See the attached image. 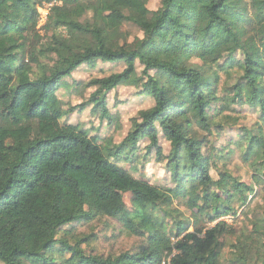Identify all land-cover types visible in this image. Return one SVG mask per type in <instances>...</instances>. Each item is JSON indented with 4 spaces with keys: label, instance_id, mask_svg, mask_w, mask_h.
Instances as JSON below:
<instances>
[{
    "label": "trees",
    "instance_id": "trees-1",
    "mask_svg": "<svg viewBox=\"0 0 264 264\" xmlns=\"http://www.w3.org/2000/svg\"><path fill=\"white\" fill-rule=\"evenodd\" d=\"M44 2L62 4L51 9L42 34L38 7ZM149 3L16 0L21 7L0 34V50L14 65L0 60V264H224L227 237L236 232L217 221L235 218L237 205L248 206L255 188L217 166L219 178H213L210 111L221 73L239 75L227 91L264 81V0H161L157 10ZM116 19L142 36L130 40L114 26ZM97 61L126 68L90 80L87 87L96 91L71 111L93 105L102 121L113 122L108 95L137 76V63L143 70L135 86L155 101L109 155L90 130L62 121L57 97L62 80ZM18 77L24 78L14 88ZM160 135L173 154L169 186L143 182L111 160L143 140L159 150ZM237 145L246 161L261 167L254 179L262 182L263 128L245 131ZM224 185L227 192L214 191ZM125 194H131L129 209ZM176 201L192 211V224L172 218ZM98 218L144 240L139 250L104 257L81 248L87 237L75 244L68 233L59 239L66 227ZM201 218L217 223L198 228ZM257 220L255 236L235 239L230 264H264V215Z\"/></svg>",
    "mask_w": 264,
    "mask_h": 264
},
{
    "label": "rangeland",
    "instance_id": "rangeland-1",
    "mask_svg": "<svg viewBox=\"0 0 264 264\" xmlns=\"http://www.w3.org/2000/svg\"><path fill=\"white\" fill-rule=\"evenodd\" d=\"M160 2L161 0H150L149 8L157 10L160 7ZM20 7L21 5L16 4V0H0V34L5 32ZM113 24L128 34L130 40L142 36L141 32L134 26L123 24L117 19L114 20ZM40 32L44 33L42 29H40ZM237 57L242 58L240 54ZM7 58V53L0 50L1 62L5 63L7 68L13 67V62ZM260 60L264 62V53L261 54ZM194 62L210 70L207 61L197 58ZM125 68L124 63L110 64L97 61L85 64L73 74L72 78L61 81L57 93L62 105L60 109L62 121L90 130L91 134L99 139L106 155H109L119 146L133 124L139 121V113L142 111L149 112L155 106L153 98L142 94V87L135 86L136 77L142 73L143 67L137 63V76H132L130 80L121 82L119 87L108 95V108L114 119L113 122L102 121L99 115L93 113V105L85 110L75 109L71 111V108L87 101L91 94L96 91V87H87L90 80L120 73ZM22 78L24 77H18L15 80L14 88ZM238 78L239 75L236 73L231 74L230 77L221 73V81L216 83L218 88L216 101L210 111L211 121L215 126L213 128L215 134L210 138L212 145H209V149L216 154L213 161L215 167L211 173L213 178L218 180L217 167H219L242 182L253 186L255 192L252 193L248 206L237 205L238 215L235 218L226 216L217 221H226L236 232L235 235L227 237V245L223 256L224 264H230L229 261L237 257L236 251L231 247L235 239L242 234H247L250 237L255 236L253 232H255L254 227L258 221L257 215L262 217L264 215V180L257 182L254 179L256 173H258L257 169L261 167L254 165L252 161H246L243 151L237 145L239 138L242 137L245 131L253 129L257 132L258 128L264 130V118H262L264 81L257 88H254L250 82H242L238 89L227 91L226 88H232L236 85ZM217 126L223 129L218 130ZM200 135H204V133ZM159 146L160 149L156 150L155 147L151 146L150 141L143 140L132 153L125 151L120 157L111 158V160L143 182L167 187L171 184L169 161L173 154L170 143L162 135H160ZM204 151L208 152L209 150L206 148ZM263 174L264 172L261 173L264 177ZM214 191L225 193L228 191V187L224 185L221 190L215 188ZM124 199L129 209L131 207V194H125ZM172 211V218L174 219L191 224L194 221L192 211L185 207L184 201H176ZM217 222L209 223L201 218L196 226L198 228L205 226L212 228ZM194 231L195 227L192 226L189 232ZM66 233L70 234L69 240L72 244L87 237V241L81 244V248L88 253L104 257L119 256L126 252H137L144 242L139 237L131 236L123 231L117 221L109 218H98L91 223L68 226L65 231L60 233L59 239L67 237ZM173 242H176V240L174 239Z\"/></svg>",
    "mask_w": 264,
    "mask_h": 264
},
{
    "label": "built area",
    "instance_id": "built-area-1",
    "mask_svg": "<svg viewBox=\"0 0 264 264\" xmlns=\"http://www.w3.org/2000/svg\"><path fill=\"white\" fill-rule=\"evenodd\" d=\"M62 2H53V3H46L44 2L42 5L38 7L39 11V18H38V29H43V27L47 24L49 20V15L51 13V9L55 5H61ZM163 264H170V259L168 262H164Z\"/></svg>",
    "mask_w": 264,
    "mask_h": 264
},
{
    "label": "crops",
    "instance_id": "crops-1",
    "mask_svg": "<svg viewBox=\"0 0 264 264\" xmlns=\"http://www.w3.org/2000/svg\"><path fill=\"white\" fill-rule=\"evenodd\" d=\"M83 66H84V65H83ZM83 66H82V67H83ZM79 69H81V67H80ZM79 69H78V70H79ZM78 70H77V71H78ZM75 72H76V71H75ZM75 72H74V73H75ZM71 78H72V77H71Z\"/></svg>",
    "mask_w": 264,
    "mask_h": 264
}]
</instances>
